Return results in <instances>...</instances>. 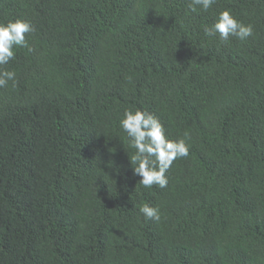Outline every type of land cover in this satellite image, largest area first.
<instances>
[{"label": "trees", "instance_id": "obj_1", "mask_svg": "<svg viewBox=\"0 0 264 264\" xmlns=\"http://www.w3.org/2000/svg\"><path fill=\"white\" fill-rule=\"evenodd\" d=\"M189 4L0 0L35 27L0 66V264H264V0ZM224 9L253 35L206 36ZM126 109L190 135L164 189L133 174Z\"/></svg>", "mask_w": 264, "mask_h": 264}, {"label": "clouds", "instance_id": "obj_2", "mask_svg": "<svg viewBox=\"0 0 264 264\" xmlns=\"http://www.w3.org/2000/svg\"><path fill=\"white\" fill-rule=\"evenodd\" d=\"M216 0H190V8L196 11H208ZM35 32L34 25L25 19L9 20L7 23L0 22V66L7 64L15 57L16 47L27 48L33 51L26 34ZM254 29L251 24H245L236 19L229 9L219 12L215 23L205 26L204 33L208 37H216L223 43H228L230 37L245 41L253 35ZM15 72L0 70V88L8 85L9 81H15ZM120 127L127 134L130 147L135 149L130 157L133 166V174L140 177V184L145 188L153 185L164 189L168 185L167 171L177 158L189 155L190 138L188 132L182 138L171 140L165 134L164 125L152 113L141 109H126L119 121ZM140 213L146 220L158 222L161 212L158 206L143 204L139 208Z\"/></svg>", "mask_w": 264, "mask_h": 264}]
</instances>
